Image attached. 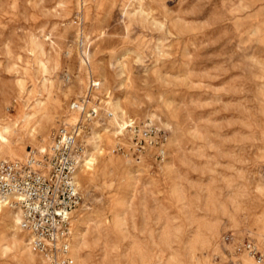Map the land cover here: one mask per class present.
Returning a JSON list of instances; mask_svg holds the SVG:
<instances>
[{
    "label": "rangeland",
    "instance_id": "rangeland-1",
    "mask_svg": "<svg viewBox=\"0 0 264 264\" xmlns=\"http://www.w3.org/2000/svg\"><path fill=\"white\" fill-rule=\"evenodd\" d=\"M75 103L98 110L75 264H219L227 233L264 249V0H0V162L47 150ZM133 122L163 160L129 151ZM21 224L0 201V264H44Z\"/></svg>",
    "mask_w": 264,
    "mask_h": 264
},
{
    "label": "built area",
    "instance_id": "built-area-1",
    "mask_svg": "<svg viewBox=\"0 0 264 264\" xmlns=\"http://www.w3.org/2000/svg\"><path fill=\"white\" fill-rule=\"evenodd\" d=\"M98 83L93 82L92 87ZM80 113L72 126L61 125L51 135L45 153L30 152L23 160L0 162V199L22 212V230L31 250L44 264H75L72 256L73 219L83 203L77 173L87 156V145L81 142L89 123L98 117V110L74 104ZM112 116V115H111ZM110 113L107 117H111ZM131 129L133 141L129 151L145 153L157 149V157L166 155L165 141L149 126L142 136L135 122ZM138 133V134H137ZM115 151L123 150L118 145ZM219 264H264V249L250 238L225 234L220 242Z\"/></svg>",
    "mask_w": 264,
    "mask_h": 264
},
{
    "label": "bare ground",
    "instance_id": "bare-ground-1",
    "mask_svg": "<svg viewBox=\"0 0 264 264\" xmlns=\"http://www.w3.org/2000/svg\"><path fill=\"white\" fill-rule=\"evenodd\" d=\"M112 114L110 113V116H111ZM111 117H113V115L111 116ZM92 133H93V131L88 135V137L92 140ZM41 153H45V150H43V151H41L40 152V154ZM83 161H85V160H83ZM0 201L2 202V203H4L1 199H0ZM5 205H7L6 203H4ZM8 206V205H7ZM15 209H17V208H15ZM17 210H19V209H17ZM20 211V210H19ZM20 213H21V223H22V212L20 211ZM21 226H22V224H21ZM73 241H74V237H73ZM75 242V241H74ZM74 242H72V248H73V245H74ZM27 246H28V248H29V250L32 252V253H34L32 250H31V248H30V246H29V244H28V242H27ZM35 254V253H34ZM36 255V254H35Z\"/></svg>",
    "mask_w": 264,
    "mask_h": 264
}]
</instances>
